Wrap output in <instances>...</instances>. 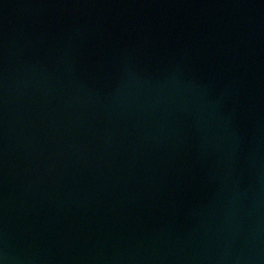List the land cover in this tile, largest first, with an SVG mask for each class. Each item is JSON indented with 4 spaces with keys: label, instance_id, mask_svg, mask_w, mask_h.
I'll return each instance as SVG.
<instances>
[{
    "label": "water",
    "instance_id": "obj_1",
    "mask_svg": "<svg viewBox=\"0 0 264 264\" xmlns=\"http://www.w3.org/2000/svg\"><path fill=\"white\" fill-rule=\"evenodd\" d=\"M0 264H264V0H0Z\"/></svg>",
    "mask_w": 264,
    "mask_h": 264
}]
</instances>
